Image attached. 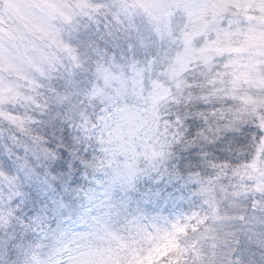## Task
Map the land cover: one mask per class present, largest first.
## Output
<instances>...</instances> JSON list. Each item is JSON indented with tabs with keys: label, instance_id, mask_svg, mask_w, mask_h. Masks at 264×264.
<instances>
[{
	"label": "snow or ice",
	"instance_id": "obj_1",
	"mask_svg": "<svg viewBox=\"0 0 264 264\" xmlns=\"http://www.w3.org/2000/svg\"><path fill=\"white\" fill-rule=\"evenodd\" d=\"M198 7L197 29L177 7L160 34L120 0H0V264H24L31 243L81 227L102 118L124 108L157 128L144 171L165 187L137 196L188 210L160 209L149 219L165 231L139 255L117 244L96 264H264V0ZM193 240L208 245L202 260Z\"/></svg>",
	"mask_w": 264,
	"mask_h": 264
},
{
	"label": "rangeland",
	"instance_id": "obj_2",
	"mask_svg": "<svg viewBox=\"0 0 264 264\" xmlns=\"http://www.w3.org/2000/svg\"><path fill=\"white\" fill-rule=\"evenodd\" d=\"M120 2L143 13L142 16H136L137 22H143L160 34H167L180 19V15L175 11L177 7L183 9L185 23L189 24L193 30L199 27L201 15L198 7L199 0H146V2L145 0H120ZM244 7L247 9L251 7V4L246 3ZM260 12L259 18H264V9ZM132 71L134 68L129 69V72ZM112 75L107 69L103 73L104 79H109ZM242 75L245 79L253 78L251 72H245ZM98 91L103 92V88L100 87ZM156 131V123L151 114L143 109L124 108L115 116L109 114L106 119L102 118V129L97 139L100 144L110 150L112 158L109 161V174L112 186L126 188L139 172L140 166H146V158L155 154L152 141ZM253 164L257 165V162L254 161ZM84 206L77 220L81 227L63 230L54 238L62 244L63 249L73 255L62 263L57 262L60 260L57 257V260L51 264H96L95 253L106 252L111 246L117 244L122 249L121 256L126 254L129 247L131 253L139 255V250L147 247L146 240L165 231L166 228L162 219L156 223L154 219L146 220V215L141 213L132 218L130 215L127 223L125 221L114 228L111 223L112 217L115 216L112 214V209L117 210V207L114 206L113 198L108 194L107 188H104V191L89 192L85 196ZM189 245L203 257L208 250V245L202 241L193 240Z\"/></svg>",
	"mask_w": 264,
	"mask_h": 264
},
{
	"label": "trees",
	"instance_id": "obj_3",
	"mask_svg": "<svg viewBox=\"0 0 264 264\" xmlns=\"http://www.w3.org/2000/svg\"><path fill=\"white\" fill-rule=\"evenodd\" d=\"M99 151L102 153V156L95 166V171L97 173V176L95 177V184L85 186V192L82 194L83 204L85 202V196L89 192L104 191V188H107L108 194H110V196L113 198L114 206L117 207L118 212L121 214V223L125 221L127 223L130 217L132 218L133 216L140 213L145 214L146 220H148L152 216L157 215L160 209H163V216L174 212H183L188 210V205L180 201H170L168 206L165 208L163 202L156 205L154 203H148L146 199L141 200V198L137 196V191L144 192L149 188H152L154 190L157 187H165L164 184L158 185L156 183L158 177H156L154 171L151 173H146L144 171V169L146 168V166L144 165L140 166L139 172L135 175L131 183L126 188H123L124 186L118 185L112 186L110 184L112 180L110 179L109 174V161L112 158L110 156V150L100 144ZM169 151H171V149H169ZM257 158L259 160V153H257ZM250 167L254 171L257 170V165L253 163L250 165ZM249 175L251 176L252 173H249ZM164 179L167 180L166 174L164 175ZM168 190L172 191L173 189L170 188ZM175 195L179 196L181 195V192H176ZM183 195L188 196V190H183ZM137 208H140L142 211L138 212ZM117 210L112 211V214L116 215ZM82 211L83 209L80 210V213ZM188 248L193 253V258L195 260L203 259L201 253H196V250L193 246L188 245ZM72 255L73 254H70L67 252V250L63 249L62 244L55 239L50 241H36L35 243H31L29 245L24 264H51L57 260V257L60 258V260H58L57 262L62 263L67 261ZM188 264H193L192 258L188 260Z\"/></svg>",
	"mask_w": 264,
	"mask_h": 264
}]
</instances>
